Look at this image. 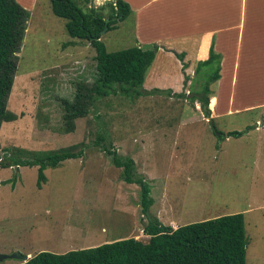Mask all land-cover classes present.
Wrapping results in <instances>:
<instances>
[{
  "label": "rangeland",
  "instance_id": "1",
  "mask_svg": "<svg viewBox=\"0 0 264 264\" xmlns=\"http://www.w3.org/2000/svg\"><path fill=\"white\" fill-rule=\"evenodd\" d=\"M15 1L28 15L6 100L16 118L0 124V150L72 146L81 156L44 168L39 186L37 166L0 168V255L25 256L5 257L0 264L120 238L146 242L142 228L149 218L181 226L239 212L249 204L245 264H264V207L254 208L264 204V128L225 139V131H242L250 124L244 112L213 118L210 125L208 118L215 115L208 104L211 115L204 117L198 102L189 98L200 91L210 68H188L183 57L176 69L172 57L159 53L157 79L163 85L142 84L139 90L149 92L141 95L116 89L95 100L65 132L62 101H72L77 85L93 82L94 50L87 41L68 36L65 19L51 13L49 0ZM103 2L76 0L83 11ZM132 16L100 35L107 52L134 46ZM178 92L183 96L173 95ZM214 131L223 132L221 138ZM105 149L132 162L131 180L147 183L152 199L147 213L140 209L139 185L123 180L122 168Z\"/></svg>",
  "mask_w": 264,
  "mask_h": 264
},
{
  "label": "trees",
  "instance_id": "2",
  "mask_svg": "<svg viewBox=\"0 0 264 264\" xmlns=\"http://www.w3.org/2000/svg\"><path fill=\"white\" fill-rule=\"evenodd\" d=\"M89 1L85 0V3ZM49 6L53 15L65 19L64 28L68 36L87 41L94 50L93 82L88 86L77 85L72 101H62L65 132L73 130L74 120L85 116L95 100L115 94L116 89L126 96L130 91L134 95L149 92L139 88L160 46H130L107 52L100 40L103 32L114 28L117 22L131 13L126 1L105 0L98 7H88L85 11L77 5L76 0H49ZM104 8L107 11L103 13ZM27 15L28 11L15 0H0V124L16 118L6 109V100L16 68L15 53L22 40ZM175 56L179 61L183 60V53H175ZM219 58L220 55L210 47L207 58L197 61L195 65L196 71L201 66L210 68L200 91L189 97L198 102L204 117L209 116L207 104L210 106V85L219 78ZM173 95L181 97L183 93ZM248 128L250 126L245 130ZM245 130L228 134L240 135ZM221 135L222 132H219L218 137L221 138ZM71 147L55 150L3 148L0 150V168L37 166L36 185L39 186L45 180L44 168H53L65 159L81 156L80 150L72 151ZM105 150L111 155L112 163L122 168L123 180L139 185L140 209L143 214L147 213L152 203L147 183L141 178L130 179L132 162L129 159L121 160L114 151ZM142 232L148 236L146 242L129 237L63 253L39 251L17 264H245L247 240L240 212L175 228L161 224L156 218H149Z\"/></svg>",
  "mask_w": 264,
  "mask_h": 264
},
{
  "label": "crops",
  "instance_id": "3",
  "mask_svg": "<svg viewBox=\"0 0 264 264\" xmlns=\"http://www.w3.org/2000/svg\"><path fill=\"white\" fill-rule=\"evenodd\" d=\"M100 1L105 0H94V3ZM124 1L133 14L134 46H160L145 72L143 85L164 84L157 79L162 69L155 63L159 53L172 57L176 69L175 53H183L190 68L197 61L206 59L211 47L220 58L219 78L210 85L214 89L209 96V108L215 115L209 117L210 120L232 112H244L250 122L247 127L264 128V124L260 125L264 122V0ZM189 55L192 58L189 59ZM226 96L223 109L219 103L225 102ZM230 132L225 131V139ZM263 207L264 204H254L255 209ZM249 211L250 204L239 211L244 221Z\"/></svg>",
  "mask_w": 264,
  "mask_h": 264
},
{
  "label": "water",
  "instance_id": "4",
  "mask_svg": "<svg viewBox=\"0 0 264 264\" xmlns=\"http://www.w3.org/2000/svg\"><path fill=\"white\" fill-rule=\"evenodd\" d=\"M208 121L210 122V125L212 126V122L210 118H208ZM264 124V122H261L260 125ZM214 133L218 136L219 133L215 132ZM5 257H17V258H25V256L19 255V254H13L11 253L10 255H0V259L5 258Z\"/></svg>",
  "mask_w": 264,
  "mask_h": 264
},
{
  "label": "bare ground",
  "instance_id": "5",
  "mask_svg": "<svg viewBox=\"0 0 264 264\" xmlns=\"http://www.w3.org/2000/svg\"><path fill=\"white\" fill-rule=\"evenodd\" d=\"M19 3V2H18Z\"/></svg>",
  "mask_w": 264,
  "mask_h": 264
}]
</instances>
